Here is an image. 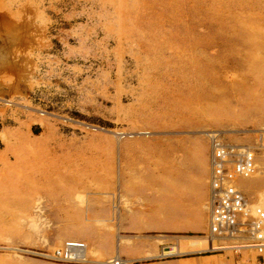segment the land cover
<instances>
[{
	"label": "rangeland",
	"instance_id": "obj_1",
	"mask_svg": "<svg viewBox=\"0 0 264 264\" xmlns=\"http://www.w3.org/2000/svg\"><path fill=\"white\" fill-rule=\"evenodd\" d=\"M263 77L264 0H0V264H264L209 234L211 136L255 142Z\"/></svg>",
	"mask_w": 264,
	"mask_h": 264
},
{
	"label": "built area",
	"instance_id": "obj_2",
	"mask_svg": "<svg viewBox=\"0 0 264 264\" xmlns=\"http://www.w3.org/2000/svg\"><path fill=\"white\" fill-rule=\"evenodd\" d=\"M263 157L264 130L257 133L254 143L236 146L218 135L211 136L209 234L212 243L219 239L226 246L214 250L246 249L264 256V207L240 187L241 181L264 173ZM86 249V242L70 239L55 248L50 257L64 262H84Z\"/></svg>",
	"mask_w": 264,
	"mask_h": 264
},
{
	"label": "crops",
	"instance_id": "obj_3",
	"mask_svg": "<svg viewBox=\"0 0 264 264\" xmlns=\"http://www.w3.org/2000/svg\"><path fill=\"white\" fill-rule=\"evenodd\" d=\"M188 241V244L183 247L185 250L205 249L208 245V241L205 239V237H203L199 242H197L195 246L192 244L193 242L191 239ZM179 264H183V262H180Z\"/></svg>",
	"mask_w": 264,
	"mask_h": 264
},
{
	"label": "bare ground",
	"instance_id": "obj_4",
	"mask_svg": "<svg viewBox=\"0 0 264 264\" xmlns=\"http://www.w3.org/2000/svg\"><path fill=\"white\" fill-rule=\"evenodd\" d=\"M260 54V53H259ZM264 78V77H263ZM263 80V79H262ZM33 229V228H32ZM47 236V235H46ZM151 249V248H150ZM146 252V251H145ZM147 252H149V251H147ZM151 252V251H150ZM166 254V253H165ZM86 255H88V245H87V249H86ZM151 255V254H150ZM149 255V256H150ZM151 257V256H150Z\"/></svg>",
	"mask_w": 264,
	"mask_h": 264
}]
</instances>
